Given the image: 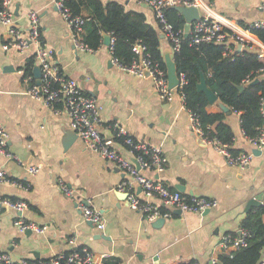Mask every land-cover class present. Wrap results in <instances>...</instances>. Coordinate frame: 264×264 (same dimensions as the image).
<instances>
[{
	"label": "crops",
	"instance_id": "obj_1",
	"mask_svg": "<svg viewBox=\"0 0 264 264\" xmlns=\"http://www.w3.org/2000/svg\"><path fill=\"white\" fill-rule=\"evenodd\" d=\"M117 1L133 13H144L160 35L164 34L160 37L163 54L173 52L152 8L133 0ZM207 1L216 15L241 28L264 18V0ZM30 10L39 13L42 37L54 50L56 63L67 76L78 80L85 93L97 98L103 134L111 136V124L116 123L137 139L161 145L166 169L157 174L152 168H142V173L160 177L173 189L183 185L186 195L213 198L217 205L201 213L167 207L172 214L164 224H148L130 206L126 191L119 188L127 178L125 171L79 136L73 138L70 116L62 104L48 105L26 92L28 84L19 71L34 55V46L4 49L13 37L12 28L0 26V123L9 133L10 150L27 163L0 154V169L9 179L25 184L0 181V197L25 200V219L47 226L45 233L26 236L14 222L18 214L0 206V250L17 259L39 260L85 247L94 255L95 264L207 263L214 255L234 254L237 249L222 247L224 235L239 234L246 214L264 204V148L250 142L241 127V114L226 113V120L235 131L234 149L254 154L246 167L229 163L194 132L180 96L162 99L150 76L122 69L109 45L103 42L96 50L76 47L67 21L51 0H14L15 30L27 34ZM247 40L244 48L259 50L264 62V41L256 33L248 34ZM34 61L38 65L35 57ZM207 109L222 110L217 102ZM115 139L116 149L133 158L121 138ZM28 164L38 166V172L29 173ZM59 179L76 190L75 197L61 190ZM255 197L262 204L246 211ZM81 203L102 212L104 228L85 218Z\"/></svg>",
	"mask_w": 264,
	"mask_h": 264
},
{
	"label": "built area",
	"instance_id": "obj_2",
	"mask_svg": "<svg viewBox=\"0 0 264 264\" xmlns=\"http://www.w3.org/2000/svg\"><path fill=\"white\" fill-rule=\"evenodd\" d=\"M51 1L67 21L68 27L72 31L75 46L81 50H93L89 44L81 40L86 17L81 14H75L67 5L66 0ZM133 1L143 3L153 9L173 52L180 50L185 29L183 32L182 30H177L169 20L166 10L178 5L194 6L200 11V17L192 23L189 31L191 44L195 46L203 43H222L230 49L232 45L230 39L233 38L242 42V46L244 47L248 41V34H253L256 30H264V18H258L248 26L241 28L232 24L227 18L216 15L211 3L207 0ZM13 2L14 0H3V8L0 11V26H7L15 22ZM262 6L264 7V4ZM28 18L29 29L27 34L23 35L12 27L11 32L13 37L3 45L4 49L15 48L17 50H26L31 45L34 46V57L41 69V83L38 84L36 82L34 74L26 73L24 68L20 69L19 72L22 78L28 84L26 92L32 97L45 102V104H62L69 113L71 128L76 131L87 146L103 157L115 161L125 171L127 178L120 183L119 188L126 191L130 206L140 212L148 224H152L159 217L167 218L171 216L172 212L167 207L198 213L215 207L217 201L213 198L186 195L182 191L166 185L160 177H148L142 173V168H152L157 174L166 169L167 158L161 145L137 139L123 128H120L116 123L111 124L113 129L111 136L103 134L101 129V108L97 98L85 93L78 80L67 76L56 63L54 50L45 44L44 39L42 40L38 11L30 10ZM109 46L113 56L115 49V37L113 35H111ZM232 50L233 48L230 51ZM133 51L135 55L133 61L129 65L120 64L122 69L138 76H146V73L149 72L148 76L153 80L154 86L162 99L172 100L175 96H180L184 102V94L181 88L187 81L186 75L183 72L178 73L180 79L179 85L170 88L167 68L165 69L157 62H152L143 42L140 40L135 42ZM259 55L263 57V53L259 52ZM114 61L117 62L116 59ZM261 70H264V68ZM188 111L192 129L204 142L212 145L229 163L241 167L250 165L254 157L252 152L238 151L216 138L208 137L199 117L190 110ZM115 137L123 138V143L130 149L133 158L120 153L116 149ZM248 138L254 146L263 149L264 123L258 127V133L255 136ZM0 154L9 159H16L22 164H27L10 150L9 133L3 123H0ZM38 170V166L28 164L29 173L36 174ZM5 180L11 179L8 178L4 169H0V181ZM14 182L20 186L25 185L23 182ZM59 186L67 196H76V190L63 179H59ZM0 206L9 207L18 214L14 222L22 232L32 230V232L36 233H45L47 231V226L25 219L23 212L28 207L25 200L0 197ZM80 207L88 221L96 224L98 228H104L105 221L100 210L83 203L80 204ZM247 235V231L245 230H242L237 235H224L221 245L223 248L233 247L234 249H239L247 245ZM0 264H95V260L94 255L85 247H75L68 254L63 252L53 257L39 260L29 258L17 259L9 252L0 250ZM190 264H221V261L218 255H214L207 263L195 261ZM258 264H264V254Z\"/></svg>",
	"mask_w": 264,
	"mask_h": 264
},
{
	"label": "trees",
	"instance_id": "obj_3",
	"mask_svg": "<svg viewBox=\"0 0 264 264\" xmlns=\"http://www.w3.org/2000/svg\"><path fill=\"white\" fill-rule=\"evenodd\" d=\"M75 14L86 17L81 40L93 50L103 43V33L115 37L113 58L119 64L129 65L134 59L133 45L143 42L152 62L167 68L161 50L160 32L148 21L144 13H133L117 0H66ZM3 0H0V11ZM169 20L177 30L185 29V17L175 7L166 10ZM255 33L264 41V30ZM43 40V37H42ZM222 43L191 44V35L183 34L180 50L174 52L178 73L186 75V83L181 88L184 104L188 110L199 117L210 138H216L231 148L235 131L226 120L223 110L210 112L209 100L204 91L198 89L202 70L207 85L214 91L219 101L226 104L232 112L241 114V127L248 137L258 133V127L264 123V62L259 50H243L233 54ZM219 65V66H218ZM34 55L24 66L25 72L33 74ZM258 79L256 83L252 81ZM35 81V79H33ZM239 85H244L242 90ZM123 141V138H121ZM15 199V198H12ZM242 229L247 231V245L240 247L232 255L221 254V264H258L264 253V204L250 210L242 220Z\"/></svg>",
	"mask_w": 264,
	"mask_h": 264
},
{
	"label": "water",
	"instance_id": "obj_4",
	"mask_svg": "<svg viewBox=\"0 0 264 264\" xmlns=\"http://www.w3.org/2000/svg\"><path fill=\"white\" fill-rule=\"evenodd\" d=\"M176 9H178L185 17L186 23H185V36H188L190 28L192 26V23L197 20L200 17V11L197 7L191 6V7H187V6H183V5H178L175 6ZM12 27H17V24L15 22L8 24L7 28H12ZM161 38L164 37V34L160 35ZM103 42L107 45H110L111 42V35L107 32L103 33ZM230 43L232 45H234V50H233V54H236L240 51L243 50V46H242V42L238 41L237 39H230ZM165 62H166V66H167V73H168V80H169V86L170 88H173L177 85H179L180 83V79L178 76V70H177V66L174 60V53L172 52H167L165 53ZM33 74L36 78V82L38 84L41 83V69L39 65L34 66L33 68ZM149 72L146 73V75H148ZM201 74V80L198 83V89L201 91H204L208 97L209 103H215L217 102L219 104V106L221 107V109L223 111H225L227 114H231V110L230 108L224 104L223 102L219 101L218 95L212 91V89L207 85L206 82V77L203 73V71H200ZM258 81V79L252 81V83H256ZM240 90H242L244 88V85H239L238 86ZM73 132V138H78V134L76 133V131H74L72 129ZM72 141V139L69 142H65L64 146L65 148L69 147L70 142ZM257 152V150L255 151V153ZM176 189L179 191H184L185 188L183 185H176ZM127 194V193H125ZM262 204V199L260 197H255L249 200L248 204H247V208L246 211H249L250 207L252 205H261ZM177 212H182V210L178 209L176 210ZM209 211V209L205 210ZM166 221L165 217H159L158 219H156L153 222V225L156 227L161 226L162 224H164ZM26 236H30L33 232L32 230H26L25 232ZM241 233V232H240ZM239 233V234H240Z\"/></svg>",
	"mask_w": 264,
	"mask_h": 264
}]
</instances>
